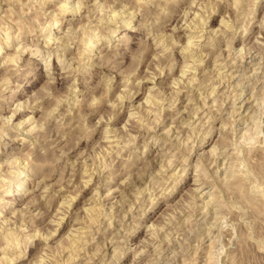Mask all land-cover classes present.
<instances>
[{
	"label": "clouds",
	"instance_id": "clouds-1",
	"mask_svg": "<svg viewBox=\"0 0 264 264\" xmlns=\"http://www.w3.org/2000/svg\"><path fill=\"white\" fill-rule=\"evenodd\" d=\"M0 264H264V0H0Z\"/></svg>",
	"mask_w": 264,
	"mask_h": 264
}]
</instances>
